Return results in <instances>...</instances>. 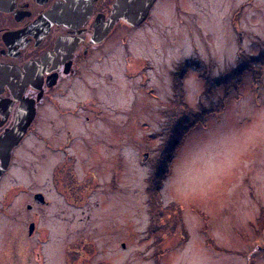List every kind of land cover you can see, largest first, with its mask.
<instances>
[{
	"label": "rangeland",
	"instance_id": "1",
	"mask_svg": "<svg viewBox=\"0 0 264 264\" xmlns=\"http://www.w3.org/2000/svg\"><path fill=\"white\" fill-rule=\"evenodd\" d=\"M262 51L264 0H164L144 25L116 32L93 74L70 90L71 97L100 101L99 114L65 99L66 113L51 112L53 126L43 130L54 144L70 136V172L96 189L79 208L50 191L51 203L35 211L38 230L25 238L33 216L24 205L29 187L46 183L53 165L32 139L31 151H22L24 169L5 178L7 189L20 182L23 190L10 194L0 215V258L264 264V61L236 71ZM205 75L222 80L206 84ZM56 154L60 163L64 156ZM171 202L182 211L181 227L172 231L154 218Z\"/></svg>",
	"mask_w": 264,
	"mask_h": 264
},
{
	"label": "flooded vegetation",
	"instance_id": "2",
	"mask_svg": "<svg viewBox=\"0 0 264 264\" xmlns=\"http://www.w3.org/2000/svg\"><path fill=\"white\" fill-rule=\"evenodd\" d=\"M163 1L153 0L144 20L134 25L123 18H112L117 0H0V215L6 216L10 200L22 193V183L13 182L9 189L4 183L10 170L24 169L22 151H31L26 149L28 142H42L53 164L46 183L37 186L34 182L29 187L24 205L33 216L21 232L25 238H32L38 230L35 211L51 203L50 191L79 208L96 189L94 184L70 172V159L66 156L70 136L54 144L53 136L50 134L51 140L44 134L48 125L53 126L50 113L64 115L66 112L60 106L65 108L63 101L70 99L76 100L75 108L87 105L96 112L95 116L99 114L100 101L90 96L71 97L70 90L86 72L93 74L103 57V45L116 32L127 34L138 29ZM128 62L132 63L129 59ZM108 74L109 79L112 73ZM95 79L101 81L97 76ZM65 125L70 133L68 124ZM58 151L64 157L55 163ZM92 178L97 181L95 174ZM19 202L22 206V199ZM0 264L6 261L0 258ZM66 264L80 263L69 259Z\"/></svg>",
	"mask_w": 264,
	"mask_h": 264
},
{
	"label": "trees",
	"instance_id": "3",
	"mask_svg": "<svg viewBox=\"0 0 264 264\" xmlns=\"http://www.w3.org/2000/svg\"><path fill=\"white\" fill-rule=\"evenodd\" d=\"M263 61H264V51H262L256 59H252L248 63L246 61L240 62L239 66L236 67V69H237V71L238 70H245V69H247V65L251 67V66L255 65V62L262 63ZM186 67H187V64L183 63V66H181V69L176 72V75L178 76V78H181L182 75H184V72L186 71L185 70ZM231 70H233V69H231ZM224 77H225V75L223 76V78ZM204 78L206 79V84H208L209 82L211 83L214 79V78L212 79V77H210L209 75H205ZM214 80H216V78ZM220 80H222V78H220L218 81L217 80L216 81L219 82ZM179 104L183 105V107H184L183 108V114H182V117H183L185 115L184 113H185V109L187 107L183 103V101H180ZM200 116H202V115H200ZM178 119H180V118H178ZM183 121H187V120H183ZM173 127H174V125H173ZM177 140L178 139H176V141ZM161 170L162 169H159L158 167L156 168V175H157L156 179L160 180V181L165 176V173H163V171H161ZM154 189L155 188H153V192H154ZM157 194L158 193H152V196H154L155 200H156ZM159 209H160L159 212L154 217L158 223L164 224V227H167V229H169L170 231H172L176 227H181L180 224H182V214H181L182 211L180 210L179 206L177 207V205L175 203L171 202V204L161 206ZM171 220H172V222H170ZM169 223H171L170 226H169Z\"/></svg>",
	"mask_w": 264,
	"mask_h": 264
},
{
	"label": "water",
	"instance_id": "4",
	"mask_svg": "<svg viewBox=\"0 0 264 264\" xmlns=\"http://www.w3.org/2000/svg\"><path fill=\"white\" fill-rule=\"evenodd\" d=\"M153 0H117L114 4L112 18H123L130 24L137 25L144 20ZM147 154L145 153L144 157Z\"/></svg>",
	"mask_w": 264,
	"mask_h": 264
},
{
	"label": "bare ground",
	"instance_id": "5",
	"mask_svg": "<svg viewBox=\"0 0 264 264\" xmlns=\"http://www.w3.org/2000/svg\"><path fill=\"white\" fill-rule=\"evenodd\" d=\"M236 71H237V69H236ZM213 83H214V81H213ZM194 122H195V120H194ZM63 129H65L66 130V128H63ZM205 176V175H204Z\"/></svg>",
	"mask_w": 264,
	"mask_h": 264
}]
</instances>
